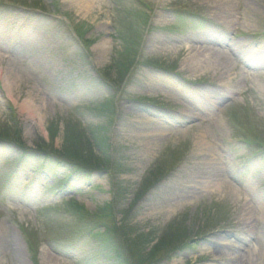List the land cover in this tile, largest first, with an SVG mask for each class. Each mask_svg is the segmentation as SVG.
I'll return each mask as SVG.
<instances>
[{
    "label": "rangeland",
    "instance_id": "374dc122",
    "mask_svg": "<svg viewBox=\"0 0 264 264\" xmlns=\"http://www.w3.org/2000/svg\"><path fill=\"white\" fill-rule=\"evenodd\" d=\"M0 264H264V0H0Z\"/></svg>",
    "mask_w": 264,
    "mask_h": 264
},
{
    "label": "trees",
    "instance_id": "16d2710c",
    "mask_svg": "<svg viewBox=\"0 0 264 264\" xmlns=\"http://www.w3.org/2000/svg\"><path fill=\"white\" fill-rule=\"evenodd\" d=\"M63 157L67 160H69L71 163L73 164H76V163H79V164H86L87 166H90L89 164L92 163V161L94 160V154L92 151H87V152H84V153H74L72 151V148L70 147H64V151H63ZM86 160V161H85ZM173 242V239H168V241L166 242H160L158 243L154 249L152 250V253H150L148 255V258H143L142 256V253L140 252H136L137 253V257H139L140 259V263L141 262H145V261H149L151 259L154 258V256H156L157 254H159L158 252L160 251V246L163 248L164 246L167 247L169 245V243H172Z\"/></svg>",
    "mask_w": 264,
    "mask_h": 264
},
{
    "label": "bare ground",
    "instance_id": "6f19581e",
    "mask_svg": "<svg viewBox=\"0 0 264 264\" xmlns=\"http://www.w3.org/2000/svg\"><path fill=\"white\" fill-rule=\"evenodd\" d=\"M225 5H226V3H224ZM226 8V10L225 11H229L228 10V7H225ZM218 39V38H217ZM218 41V40H217ZM219 43H216L217 45H219V48H217V50H216V52L217 53H214L213 54V59H211V58H209V60H210V62L211 63H218V64H223L226 60H225V58H226V56L228 55L227 53V51L226 50H228L230 53H234V51H238L240 54H242L243 53V51H241V50H237V48H233V47H231L230 45H228L227 43H222L223 41L220 39L219 41H218ZM220 42H221V44H220ZM224 45H226V46H224ZM225 50V51H224ZM194 57H196V59H197V61L199 62V64H198V68H200V66H202V64H201V62H202V60H201V56H194ZM246 62V61H245ZM246 64H247V62H246ZM228 81H230V80H228ZM7 84V83H6ZM225 84H227V82L225 83ZM225 88L226 89H230V87L228 86H225ZM227 92V91H226ZM219 100V99H218ZM221 100L222 99H220L219 101H218V104L221 102ZM31 103H27V104H25L24 105V108L25 109H28V108H30V105ZM216 105H217V103H216ZM202 112H205V111H202ZM185 117H186V115H184ZM190 117V115H187V117ZM130 122H132V121H130ZM150 123L151 124H153V122L152 121H150ZM211 176H213V179L214 180H216V181H218V183H220V180H222L221 178L223 177L222 176V174H220V175H218V174H216V175H214V174H212ZM219 177H221V178H219ZM224 179V178H223ZM225 183L227 184V181H225ZM232 188V187H231ZM235 259V258H234Z\"/></svg>",
    "mask_w": 264,
    "mask_h": 264
}]
</instances>
